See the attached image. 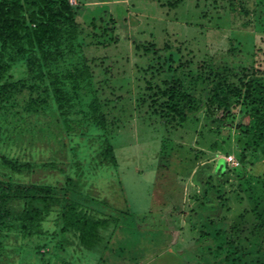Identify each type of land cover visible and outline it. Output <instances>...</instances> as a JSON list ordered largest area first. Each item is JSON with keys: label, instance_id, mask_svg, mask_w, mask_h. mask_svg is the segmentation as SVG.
I'll use <instances>...</instances> for the list:
<instances>
[{"label": "trees", "instance_id": "trees-1", "mask_svg": "<svg viewBox=\"0 0 264 264\" xmlns=\"http://www.w3.org/2000/svg\"><path fill=\"white\" fill-rule=\"evenodd\" d=\"M158 1L167 13L185 2ZM260 4L215 0V8L199 14L210 16L199 25V41L212 31L206 24L231 16L243 30L264 27ZM81 6L80 0H0V141L9 145L0 152V264H142L143 242L163 243L165 230L140 224L120 183L125 208L110 204L108 196L87 193L93 189L86 185L87 169H119L113 139L127 118L106 98L119 86L112 60L102 53L118 43L116 19L111 14L108 21L103 15L82 18V23ZM232 33L224 36V56L217 58V48L208 44L212 54L206 53L197 67L186 60L183 40L169 31L161 41L150 31V39L134 40L135 55L145 59L135 66L142 81H135L134 96L155 127L177 129L203 113L209 134L219 137L226 129V137H233L238 156L226 152L225 159L232 156L237 164L225 163L231 165V205L244 206L239 217L245 226L234 221L228 230L227 224L199 213L187 220L202 264H264V174H247L248 166L264 161V32L255 33L253 41ZM7 116L24 124L30 135L55 141L49 160L10 154L21 137L11 135ZM91 141H98L94 151ZM226 164L220 172H230ZM40 171L44 178H31ZM209 180L206 202L213 193L221 201L223 183L218 176ZM13 256L19 257L17 263Z\"/></svg>", "mask_w": 264, "mask_h": 264}, {"label": "rangeland", "instance_id": "rangeland-1", "mask_svg": "<svg viewBox=\"0 0 264 264\" xmlns=\"http://www.w3.org/2000/svg\"><path fill=\"white\" fill-rule=\"evenodd\" d=\"M104 1L108 3L100 2L96 5L90 2L87 5L84 0H80L82 6L79 11V20L83 23V19L89 20L106 15L105 20L108 21L111 14V17L116 19L114 26L118 43L102 50V53L106 52L112 60L114 78L118 76L119 86L116 84L114 93L108 91L106 98L112 100L114 105H118L119 110L121 107L123 114L120 113V117L127 119L124 120V125L113 139L119 169L105 167L96 170L87 169L86 185L93 188L87 193L90 196L94 194V197L96 194L101 195L102 198L108 196L110 204L125 208V203L121 199L122 195L119 194L120 183L126 193L127 205L141 218L140 224L147 226V230L150 227L165 230L164 236L161 235L163 243L159 246L155 243L143 242L147 253L142 264H202L197 244L194 243L195 233L190 230L191 223L188 224L187 217L190 214H196L198 218L199 214L205 215L216 222L227 224L228 230L234 221L244 225V220H240L239 217L244 206L235 202L231 205V165L225 163L226 152H230L237 158L238 150L233 148V137L231 140L226 137V129L221 130V136L217 137L215 133L210 132L209 134L203 128L205 123L203 113L198 114V121L189 117L190 120L185 126L177 129L167 130L164 127L163 129L155 127L146 111L138 108L137 97L134 96L137 85L135 81H142L135 66L136 64L141 65L142 62L143 66L145 59L140 60V57L135 55L133 41L150 39L149 31L158 34V41H161L165 36V31H169L179 40H183L182 48L186 46L190 49L189 55L188 49L184 51L187 54L186 60H190V64L197 67L207 56L206 53L212 54V51L207 48L208 44L212 48H217V58L224 56L223 47L224 40H226L224 36L227 34L231 37V30L235 38L248 37L247 41H253L254 36L259 35L255 33L264 32V27L261 25L254 29L250 27L243 30L240 27L241 22L234 21L231 16L224 18L223 21L219 20L212 26L210 23L206 24V28L209 27L212 31L208 29L209 35L200 42L199 25L207 23L206 20L210 19V16L200 18L199 14L204 9L215 8V0H185L184 5L168 13L167 10L159 8L160 1L158 0L157 3L155 0ZM257 1L261 3L259 9L262 15L264 0ZM222 4L225 5V3ZM191 22L197 26H188L187 24ZM144 33L148 36L146 37ZM242 40L246 41V38ZM135 72L137 75L134 76ZM128 78H130L129 81ZM114 109L109 108L108 116ZM7 117L9 123L7 128L12 130L11 135L17 134L16 136L21 137L20 147H13L10 154L22 159L36 158L38 162L49 160L56 146L55 141L51 143L38 135H30L24 124H16L10 119L11 117ZM223 140L225 143H222ZM215 142H217L216 146H213ZM88 143L92 151L98 145L96 144L98 141ZM8 146L0 141V152H6ZM194 150L203 153L196 156ZM225 164L230 172L222 170L221 172L228 175L222 177L219 173H221V165ZM262 170H264V161L255 162L248 166L247 174L252 176L264 174ZM2 171L4 172L0 165V173ZM239 172L240 169H235V173ZM44 176L45 173L40 171L31 178H44ZM211 176H218L220 183H223L224 198L221 201L216 200V193H213L210 196L211 201L206 202L205 198H208L205 192L208 185L206 182ZM225 179L228 180L224 184ZM209 181L211 184L212 180ZM116 196H118L117 200ZM225 198L230 199L228 200L230 204H225ZM225 205L229 209H226ZM202 208L207 210H202ZM18 259V256H13L10 260L17 263Z\"/></svg>", "mask_w": 264, "mask_h": 264}, {"label": "built area", "instance_id": "built-area-1", "mask_svg": "<svg viewBox=\"0 0 264 264\" xmlns=\"http://www.w3.org/2000/svg\"><path fill=\"white\" fill-rule=\"evenodd\" d=\"M71 3H75V0H70ZM226 160L234 165H236V161L234 160V158L232 156H227Z\"/></svg>", "mask_w": 264, "mask_h": 264}]
</instances>
